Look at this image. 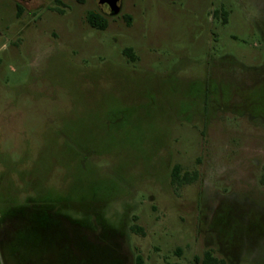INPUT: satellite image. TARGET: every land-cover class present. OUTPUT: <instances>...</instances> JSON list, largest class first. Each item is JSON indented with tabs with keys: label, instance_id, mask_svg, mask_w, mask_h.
<instances>
[{
	"label": "rangeland",
	"instance_id": "374dc122",
	"mask_svg": "<svg viewBox=\"0 0 264 264\" xmlns=\"http://www.w3.org/2000/svg\"><path fill=\"white\" fill-rule=\"evenodd\" d=\"M119 1L0 0V264H195L264 213V0Z\"/></svg>",
	"mask_w": 264,
	"mask_h": 264
},
{
	"label": "flooded vegetation",
	"instance_id": "af4514ba",
	"mask_svg": "<svg viewBox=\"0 0 264 264\" xmlns=\"http://www.w3.org/2000/svg\"><path fill=\"white\" fill-rule=\"evenodd\" d=\"M101 12L104 13L103 11ZM262 72L264 73V66L262 67ZM263 82L264 76L260 77V79H257L250 85L247 81L242 92L250 90L253 87V84ZM232 83L233 82L230 84L232 85ZM235 83L239 85V79L236 80ZM240 85L243 86L242 84ZM242 103L243 102L239 103L233 101L218 103L210 101L203 102L196 113L201 118L205 130L206 127L211 126V123L213 122V124H215L216 121H219L224 125L228 119L238 120L237 117L245 115L247 108L244 107ZM250 104L255 105L257 102H251ZM226 113L235 114V118H226ZM261 113H264V105L261 108ZM203 134L205 133L203 132ZM261 181L263 182V176L261 177ZM222 208L226 212L224 215L226 219L223 222V225L226 227L225 232H221V234L215 233L216 229L215 225H213V231L216 235L214 238H216L219 245L218 249L212 250V248H209L204 250L202 256L205 252H209L213 257L219 260L220 264H240L243 261H246L249 264H264V213H261L260 209L257 207H240L239 204L224 205ZM239 226H241V228H239ZM198 259L199 258L196 256L193 257L195 264H200Z\"/></svg>",
	"mask_w": 264,
	"mask_h": 264
},
{
	"label": "trees",
	"instance_id": "16d2710c",
	"mask_svg": "<svg viewBox=\"0 0 264 264\" xmlns=\"http://www.w3.org/2000/svg\"><path fill=\"white\" fill-rule=\"evenodd\" d=\"M55 1H59V0H55ZM86 19H87L88 23L94 28L103 29L106 26V22L101 19L99 14H97L93 11H90L87 14ZM123 53L130 60L135 59L130 48L124 49ZM171 179H172V182L175 184L189 183L195 179V173H194V175H190L188 172H184L183 174H180V167L178 165H174L172 170H171ZM263 179H264V175H263ZM130 230L137 232V233L142 232V228L139 225H137L136 223H133L130 226ZM198 261L200 262V264H220L219 260L217 258L213 257L209 252H205L204 255L202 256V258L198 259ZM136 263L142 264L141 258H137Z\"/></svg>",
	"mask_w": 264,
	"mask_h": 264
},
{
	"label": "water",
	"instance_id": "95a60500",
	"mask_svg": "<svg viewBox=\"0 0 264 264\" xmlns=\"http://www.w3.org/2000/svg\"><path fill=\"white\" fill-rule=\"evenodd\" d=\"M98 6L104 13L108 15H114L119 12L120 1L119 0H98Z\"/></svg>",
	"mask_w": 264,
	"mask_h": 264
}]
</instances>
